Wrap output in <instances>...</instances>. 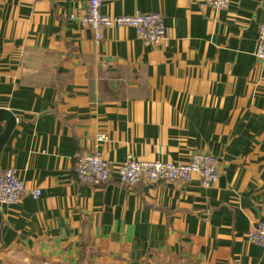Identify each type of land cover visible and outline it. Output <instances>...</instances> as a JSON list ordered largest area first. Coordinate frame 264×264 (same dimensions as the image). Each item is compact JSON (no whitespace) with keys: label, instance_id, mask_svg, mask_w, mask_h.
I'll return each mask as SVG.
<instances>
[{"label":"crops","instance_id":"obj_1","mask_svg":"<svg viewBox=\"0 0 264 264\" xmlns=\"http://www.w3.org/2000/svg\"><path fill=\"white\" fill-rule=\"evenodd\" d=\"M88 2L0 0V109L16 117L0 172L27 190L0 209V264H264L247 238L264 220V0L104 1L110 16L161 13L157 46L132 27L96 43ZM93 150L115 165L204 152L220 175L93 186L75 172Z\"/></svg>","mask_w":264,"mask_h":264},{"label":"built area","instance_id":"obj_2","mask_svg":"<svg viewBox=\"0 0 264 264\" xmlns=\"http://www.w3.org/2000/svg\"><path fill=\"white\" fill-rule=\"evenodd\" d=\"M105 0H89L87 13L79 17L80 23L94 32L96 43L103 39L107 28L132 27L146 46H157L164 42L166 27L164 16L159 12L136 13L133 15L110 16L102 11ZM216 10L226 9L231 0H205ZM255 56L264 61V23L260 26ZM106 138L98 136V140ZM75 172L79 182L100 186L106 184L114 174L127 186L138 183H182L186 185L194 177H199L205 187L214 185L220 175V161L212 154L195 152L187 162L140 161L132 154L122 164H112L97 150L85 152L77 158ZM27 190L16 169L7 168L0 172V209L4 205L18 203ZM34 198L41 190L31 191ZM248 241L264 248V220H260L247 235Z\"/></svg>","mask_w":264,"mask_h":264},{"label":"water","instance_id":"obj_3","mask_svg":"<svg viewBox=\"0 0 264 264\" xmlns=\"http://www.w3.org/2000/svg\"><path fill=\"white\" fill-rule=\"evenodd\" d=\"M5 120L7 123L6 129L2 134H0V151L4 144L7 142L15 124H16V117L14 114L5 109H0V121Z\"/></svg>","mask_w":264,"mask_h":264},{"label":"rangeland","instance_id":"obj_4","mask_svg":"<svg viewBox=\"0 0 264 264\" xmlns=\"http://www.w3.org/2000/svg\"><path fill=\"white\" fill-rule=\"evenodd\" d=\"M208 154V153H207Z\"/></svg>","mask_w":264,"mask_h":264}]
</instances>
